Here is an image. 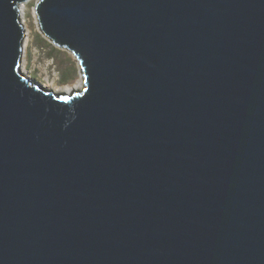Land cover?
I'll list each match as a JSON object with an SVG mask.
<instances>
[{
    "label": "water",
    "instance_id": "95a60500",
    "mask_svg": "<svg viewBox=\"0 0 264 264\" xmlns=\"http://www.w3.org/2000/svg\"><path fill=\"white\" fill-rule=\"evenodd\" d=\"M0 0V264H264V0H37L84 87L22 67Z\"/></svg>",
    "mask_w": 264,
    "mask_h": 264
},
{
    "label": "rangeland",
    "instance_id": "374dc122",
    "mask_svg": "<svg viewBox=\"0 0 264 264\" xmlns=\"http://www.w3.org/2000/svg\"><path fill=\"white\" fill-rule=\"evenodd\" d=\"M37 0L25 2V14L23 23L26 36L24 39L21 67L29 71L34 81L53 84L47 88L57 93H63V89L70 84L76 83L81 77V65L76 55L67 48H62L43 33L40 28L37 12L35 9ZM26 55L27 63L23 64V56ZM52 85V86H53ZM78 85L77 87H79ZM61 90H56V89ZM83 87H80L81 91ZM72 92V93H73Z\"/></svg>",
    "mask_w": 264,
    "mask_h": 264
},
{
    "label": "bare ground",
    "instance_id": "6f19581e",
    "mask_svg": "<svg viewBox=\"0 0 264 264\" xmlns=\"http://www.w3.org/2000/svg\"><path fill=\"white\" fill-rule=\"evenodd\" d=\"M28 1V0H27ZM26 1V2H27ZM25 14V3L20 5V15H21V19L22 21L24 22L25 20L23 19V16ZM25 17V16H24ZM37 19H38V15H37ZM39 22V21H38ZM25 23V22H24ZM23 23V24H24ZM40 25V23H39ZM25 26V25H24ZM41 28V26H40ZM47 36V35H46ZM48 37V36H47ZM26 64L27 63V57L26 55L23 56V64ZM27 75H29V71L27 70H23ZM81 73H82V77L76 82V83H73V84H70V85H67L64 89H63V92L64 94H69V93H72L74 90H79L80 87H84V75H83V70L81 68ZM30 76V75H29ZM53 84H46L43 85V83L41 84L42 87L44 88H51V87H54V85L52 86ZM78 85H80L79 87H77ZM56 90H61L60 88L59 89H56Z\"/></svg>",
    "mask_w": 264,
    "mask_h": 264
}]
</instances>
